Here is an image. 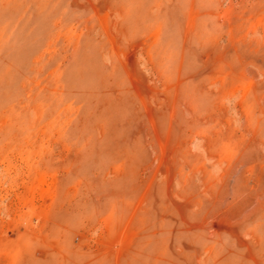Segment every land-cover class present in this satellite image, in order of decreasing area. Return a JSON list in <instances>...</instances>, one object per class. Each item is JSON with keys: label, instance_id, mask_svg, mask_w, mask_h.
Returning <instances> with one entry per match:
<instances>
[{"label": "rangeland", "instance_id": "374dc122", "mask_svg": "<svg viewBox=\"0 0 264 264\" xmlns=\"http://www.w3.org/2000/svg\"><path fill=\"white\" fill-rule=\"evenodd\" d=\"M0 264H264V0H0Z\"/></svg>", "mask_w": 264, "mask_h": 264}]
</instances>
